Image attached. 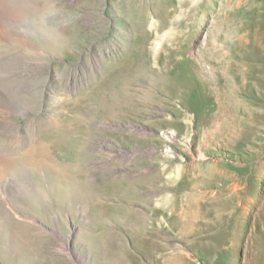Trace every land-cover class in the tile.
<instances>
[{
	"label": "rangeland",
	"instance_id": "374dc122",
	"mask_svg": "<svg viewBox=\"0 0 264 264\" xmlns=\"http://www.w3.org/2000/svg\"><path fill=\"white\" fill-rule=\"evenodd\" d=\"M0 12V264H264L180 215L229 163L264 189V0Z\"/></svg>",
	"mask_w": 264,
	"mask_h": 264
},
{
	"label": "bare ground",
	"instance_id": "6f19581e",
	"mask_svg": "<svg viewBox=\"0 0 264 264\" xmlns=\"http://www.w3.org/2000/svg\"><path fill=\"white\" fill-rule=\"evenodd\" d=\"M6 103L7 100L0 98V106ZM242 138L243 135L237 137L239 140ZM229 164V171L219 173L224 182L216 186L214 194L211 191L206 192L204 201L189 208L184 206L180 215L187 217V221L190 220V232L195 234L197 240L209 239L202 244L203 247H213L220 252L221 247H236L245 239L246 255L250 257L264 248V189H256L254 193L249 189L251 177L256 174L261 164L253 166L246 177L242 176L240 167ZM176 192L173 196L177 200L180 195ZM167 198L165 195L159 201L166 202ZM196 207L198 210L192 212ZM171 216L176 218L179 215Z\"/></svg>",
	"mask_w": 264,
	"mask_h": 264
}]
</instances>
